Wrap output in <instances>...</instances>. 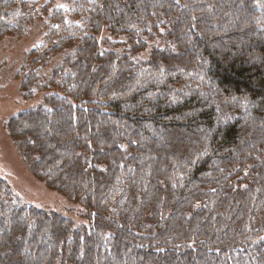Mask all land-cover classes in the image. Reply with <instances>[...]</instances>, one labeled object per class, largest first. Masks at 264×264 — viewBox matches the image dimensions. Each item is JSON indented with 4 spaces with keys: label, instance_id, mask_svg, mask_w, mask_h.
Masks as SVG:
<instances>
[{
    "label": "trees",
    "instance_id": "trees-1",
    "mask_svg": "<svg viewBox=\"0 0 264 264\" xmlns=\"http://www.w3.org/2000/svg\"><path fill=\"white\" fill-rule=\"evenodd\" d=\"M36 21L6 129L87 222L0 173V264H264V0H0Z\"/></svg>",
    "mask_w": 264,
    "mask_h": 264
},
{
    "label": "rangeland",
    "instance_id": "rangeland-1",
    "mask_svg": "<svg viewBox=\"0 0 264 264\" xmlns=\"http://www.w3.org/2000/svg\"><path fill=\"white\" fill-rule=\"evenodd\" d=\"M41 6L47 0H36ZM57 5H67L70 0H55ZM115 40V38H112ZM42 41L40 22H34L29 32L18 39L6 37L0 41V173L8 180L20 201L39 208L61 212L86 223L83 206L71 202L63 194L50 189L38 179L16 148L6 129V122L17 113L37 106L44 92L33 98H24L19 89L16 72L23 64L29 50ZM102 41L104 36H102ZM149 50L142 56H148Z\"/></svg>",
    "mask_w": 264,
    "mask_h": 264
}]
</instances>
